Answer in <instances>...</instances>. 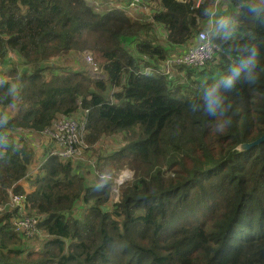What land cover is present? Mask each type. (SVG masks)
Returning a JSON list of instances; mask_svg holds the SVG:
<instances>
[{
  "label": "trees",
  "instance_id": "trees-1",
  "mask_svg": "<svg viewBox=\"0 0 264 264\" xmlns=\"http://www.w3.org/2000/svg\"><path fill=\"white\" fill-rule=\"evenodd\" d=\"M144 1L157 3L150 19L113 5L100 12L95 0H0V64L22 71L0 84V105L18 106L0 129L9 139L0 147V204L9 189L24 195L23 212L40 219L45 237L32 246L11 223L15 210H6L0 264H264V140L237 149L264 135V23L241 18L234 40L213 41L219 50L212 61L180 67L176 79L146 75L144 65H157L204 30L201 10L215 0ZM217 1L222 12L239 4ZM156 26L164 30L161 41ZM253 41L260 46L259 76L226 93L230 122L194 108L205 83ZM87 51L99 60L103 79L51 60ZM15 87L21 90L13 98ZM82 110L88 144L125 135L118 150L96 158L105 174L133 170L119 200L109 202L111 178L93 182L56 156L46 158L25 192L19 183L33 151L12 129L40 132ZM78 205L84 209L74 214Z\"/></svg>",
  "mask_w": 264,
  "mask_h": 264
},
{
  "label": "built area",
  "instance_id": "built-area-1",
  "mask_svg": "<svg viewBox=\"0 0 264 264\" xmlns=\"http://www.w3.org/2000/svg\"><path fill=\"white\" fill-rule=\"evenodd\" d=\"M141 1L142 0H128L126 5L129 8H136ZM202 1L203 0H195V6H198ZM202 33L203 31H199L194 39L187 41L183 46L177 48V51L168 55L164 60H161L155 67L142 68L143 74H158L165 78H169L173 75L174 69L177 70L180 67L198 68L212 61L219 47L214 42L206 43L201 39ZM88 52L89 51L83 52L81 55H83L87 62H91L92 60ZM92 70L93 73H91L94 75V78H104L102 71L95 64H92ZM87 112V110H82V113L77 116L58 117L48 128L40 132L21 127L12 129L11 132L16 140H21L23 143L25 142L27 145H30L31 140L37 141L40 139L42 143L45 144V157L39 164L37 160L35 172L39 171L41 165L48 156H56L61 160H70L77 156L79 159H84V153L89 150V144L84 139ZM81 166L82 170L85 171L82 164ZM90 166L94 168L93 164ZM37 172L35 174H37ZM118 177L120 178L119 180L114 178L113 183L116 184V187L113 184L111 189L112 195L113 193L118 194V186L126 182L122 179V177L127 178L126 176L118 175ZM24 199V195L14 194L12 189H10L9 199L7 202L0 204V219L4 216L6 210L14 209V216H11V223L14 229L25 238H32L41 234V230L38 228L40 219L35 216H28L23 212Z\"/></svg>",
  "mask_w": 264,
  "mask_h": 264
},
{
  "label": "clouds",
  "instance_id": "clouds-1",
  "mask_svg": "<svg viewBox=\"0 0 264 264\" xmlns=\"http://www.w3.org/2000/svg\"><path fill=\"white\" fill-rule=\"evenodd\" d=\"M201 14L205 18L201 39L206 43L217 39L232 41L237 35L241 18L248 17L258 23H264V0H239L235 9L229 12H222L218 5L211 4L204 7ZM260 57V46L255 41L241 46L238 49L236 62L226 72H222L211 82L205 83L199 101L193 107L201 108L206 115L214 118L224 117L222 123H229L230 121L225 117V113L230 107L227 103L226 93L233 90L241 80L253 83L258 79ZM6 83V81H0V84ZM11 90L12 86L9 85V91ZM16 94L19 95L18 88ZM7 123L8 118L5 114L0 113V129H3ZM7 143H9L7 134L0 132V147Z\"/></svg>",
  "mask_w": 264,
  "mask_h": 264
},
{
  "label": "rangeland",
  "instance_id": "rangeland-1",
  "mask_svg": "<svg viewBox=\"0 0 264 264\" xmlns=\"http://www.w3.org/2000/svg\"><path fill=\"white\" fill-rule=\"evenodd\" d=\"M91 1H93V0H89V2H91ZM95 1L98 2V5L96 6V8L100 12H106L109 10V8H111L110 7L112 5L111 3H108V2L103 3L101 0L100 1L95 0ZM123 2H125V0H122V3ZM213 4L219 5V1L215 0V2H213ZM143 6H145L147 8V10H149V9L155 10L157 8V7L155 8V5H151L150 7L146 6L144 2H143ZM224 8H225V6H224ZM126 13L129 16H133L132 18H134V19L145 18L144 14L138 12L135 9L134 10L133 9L128 10ZM163 34H164L163 29H161V27H159V26H156L154 36L158 40L161 41L163 38ZM175 51H177V49H174L172 52H175ZM88 55L92 60L91 62H87L85 60V58L83 57V55H75V54H70L68 56L63 55L61 57H53L51 60H52V62H55L58 67H62V68H64V67L71 68V69L85 68L94 77V75L92 74L93 73L92 64H95L98 67L97 61L99 62V60L95 59V56H93L91 52H88ZM15 62L17 63V59L14 57V63ZM16 68L17 69H11V66L9 64H7V65L0 64V81H13V80H15V78L19 77L21 75L22 71H21L20 67H16ZM179 76H182V73L180 72V70L174 69L173 70L174 79L178 78ZM16 89L17 88L15 87V89L13 91V95H12L13 98H15ZM112 91H113V89H110V91L108 92L109 96L111 95ZM17 107H18L17 102H15V101L11 102L9 104L0 105V113L5 114V116L7 118L12 117L16 114ZM73 116H75V115H73ZM124 138H125V135L122 133L102 135L96 142L89 144V147H88L89 150H87L84 153V159L83 160L81 158L79 159L78 156L69 160V161L73 162L74 165L75 164L79 165V167H81V168H82V166H81V164H82L83 169H85L84 172H86L85 176L90 178V180H92L93 182H99L100 179H102V178H105V179L111 178L114 182V178H116V180L120 179L118 177V175H122V176L127 177V178L122 177V179L125 180L126 182H124L123 184L118 186V194L113 193V196L110 198L111 201H109L111 205L114 202H117L119 200V196H120L119 189L133 179V170H131L128 166H124L122 168H117V169L114 168L112 170L113 173H111V174H105L102 171H100L99 168L97 167L96 158L99 155L103 156V155L107 154L108 152H113L115 150H118L125 143ZM30 143L31 144L30 145L28 144V146L33 151L32 152L33 153L32 160L28 165L26 177L23 180H21L19 183L25 191H31L32 190V186H31L30 182H31V179L37 175V174H35L37 172V171L35 172V168L37 166V160H38V164H39L40 162H42L43 158L45 157V153H44L45 144H43L40 139H38L37 141L31 140ZM91 164L94 165V168H91V166H90ZM115 173H117V174H115ZM114 186L116 187L115 183H114ZM83 209H84L83 207H82V209H80V207L78 205L74 210V214H78L80 211H83ZM44 239H45V237L42 234H40L38 236H35V237L28 239L27 241H29L31 244H33L32 246L35 245L36 247H38L39 242L41 240H44Z\"/></svg>",
  "mask_w": 264,
  "mask_h": 264
},
{
  "label": "crops",
  "instance_id": "crops-1",
  "mask_svg": "<svg viewBox=\"0 0 264 264\" xmlns=\"http://www.w3.org/2000/svg\"><path fill=\"white\" fill-rule=\"evenodd\" d=\"M107 1H108V3H111L112 5H114V6L118 7V8H121V9L125 10V12H127L128 10H132V9L134 10L135 9L138 12L144 14L145 19H150L151 18L154 9L147 10V8L145 6H143V2L145 3L146 6H149L150 7L151 5H155V8L157 7V3L156 2L149 3V2H146L144 0H142L141 3L138 5L139 7L137 6L138 8L137 7L136 8H129V7H127L126 4L128 3V0H125V2H123V3H122V0H107ZM178 1H187V0H178ZM120 6H123V7H120ZM163 36H164V34H163ZM162 39H164V37ZM171 54H173V52ZM171 54H169V55H171ZM144 67H155V66L152 65V63H150V64H147V65H144L142 68H144ZM172 77H173V75L170 76L168 79H172Z\"/></svg>",
  "mask_w": 264,
  "mask_h": 264
},
{
  "label": "water",
  "instance_id": "water-1",
  "mask_svg": "<svg viewBox=\"0 0 264 264\" xmlns=\"http://www.w3.org/2000/svg\"><path fill=\"white\" fill-rule=\"evenodd\" d=\"M263 140H264V135H262L261 137L257 138L256 140L250 143H241L240 145H238L237 149L242 151L251 148L252 146L260 144Z\"/></svg>",
  "mask_w": 264,
  "mask_h": 264
}]
</instances>
